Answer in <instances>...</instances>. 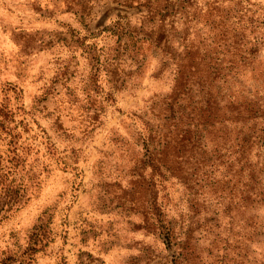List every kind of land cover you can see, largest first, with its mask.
<instances>
[{
	"label": "rangeland",
	"instance_id": "374dc122",
	"mask_svg": "<svg viewBox=\"0 0 264 264\" xmlns=\"http://www.w3.org/2000/svg\"><path fill=\"white\" fill-rule=\"evenodd\" d=\"M120 1L0 0V264H172L177 252L179 264H264V204L236 207L215 185L150 165L173 66L149 44L123 52L105 30L119 14L140 27ZM241 5L264 21V0ZM242 80L247 96L264 73Z\"/></svg>",
	"mask_w": 264,
	"mask_h": 264
},
{
	"label": "trees",
	"instance_id": "16d2710c",
	"mask_svg": "<svg viewBox=\"0 0 264 264\" xmlns=\"http://www.w3.org/2000/svg\"><path fill=\"white\" fill-rule=\"evenodd\" d=\"M122 1L123 11L141 13L140 27L132 26L128 15L119 14L116 29L105 30L125 38L120 44L123 52L149 44L173 66L172 87L161 110L167 131L161 136L158 130L150 165L157 172L168 165L199 188L215 185L214 192L236 207L255 210L264 204V80L254 87L255 93L263 94L241 93L248 71L264 73L259 62L264 54L263 18L247 16L249 8L241 5L243 0ZM107 53L113 75L116 57ZM190 155L197 158L191 160ZM219 170L222 181L214 180ZM155 203L161 236L172 249L177 244L175 226L162 217L161 203ZM248 225L247 239L255 241L260 232L255 215ZM172 256V264L182 263L181 252ZM14 261L10 257L4 264Z\"/></svg>",
	"mask_w": 264,
	"mask_h": 264
}]
</instances>
